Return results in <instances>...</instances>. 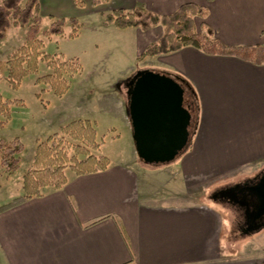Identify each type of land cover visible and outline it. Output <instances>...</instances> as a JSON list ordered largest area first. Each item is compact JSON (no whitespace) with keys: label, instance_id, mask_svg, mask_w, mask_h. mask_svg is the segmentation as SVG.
Masks as SVG:
<instances>
[{"label":"crops","instance_id":"1","mask_svg":"<svg viewBox=\"0 0 264 264\" xmlns=\"http://www.w3.org/2000/svg\"><path fill=\"white\" fill-rule=\"evenodd\" d=\"M186 3L205 9L196 27L203 24L222 44L264 46V0H107L100 5L128 12L141 6L168 15ZM82 8L75 0H39L41 18L76 16ZM149 31H140L139 37ZM150 43L143 41L139 55ZM152 59H157L156 68L194 92L198 123L191 147L173 166L142 162L128 108L114 91L108 111L128 131L125 153L105 155L110 164L104 171L81 176L68 171L61 189L47 188L40 197L0 211V264H212L218 259L220 209L196 202L193 193L216 174L211 165L223 154L229 167L264 160V64L205 55L191 47ZM66 123L61 120L58 126ZM24 153L18 171L3 179L0 191L19 177Z\"/></svg>","mask_w":264,"mask_h":264},{"label":"rangeland","instance_id":"2","mask_svg":"<svg viewBox=\"0 0 264 264\" xmlns=\"http://www.w3.org/2000/svg\"><path fill=\"white\" fill-rule=\"evenodd\" d=\"M90 1L92 0L82 2L85 5L84 8L76 16H70L76 18L80 25L79 35L75 39L67 40L60 37L44 39L42 33L50 25L51 19L47 16L41 18L39 36L44 41V52L47 54L59 52L65 57H77L82 66L80 73L71 81V90L69 88L70 91L66 92L67 95L63 99H59L62 96L55 97L45 85L35 84L37 77L35 75L25 78L19 89L13 90L5 80V74H0V96L7 100H21L23 103L22 106L11 105V119L0 129V140L9 141L18 138L24 146L22 153L25 151L19 177L15 175L16 178L9 184L2 186L1 204L23 195L22 178L32 164L31 162L28 166V156L30 157L32 149L36 146V141L45 140L58 131L61 127L58 123L61 120L67 123L78 119L96 122L101 155L124 154L129 138L128 131L120 119L108 111V108H111L110 98L115 94L114 91L117 90L121 94L127 107L128 82L136 72L151 71L177 80L172 73L156 68L157 59L145 58L141 61L137 59L143 41L147 39L151 43L154 42L162 33L160 27L148 30V33H141V38L138 29L119 30L114 26L102 27L103 20L99 13L106 14L113 10L108 9L106 5L92 7ZM196 24L198 25V20ZM22 29L11 28L6 32L5 38L0 41V61L5 60L22 44L26 28ZM64 30L65 34H69L70 25L67 24ZM47 72L45 65L40 64L38 75H44ZM196 108L194 104L191 114L193 126L187 145L172 161L166 163L170 164L168 166H173L180 158L179 156L191 147L189 143L194 133V125L198 123ZM224 156L225 154L222 158ZM222 158H218L219 160L211 165L216 174L213 173L207 181L205 178L204 182L197 185L196 192L193 193L195 194L193 199L196 202L209 203L210 206L220 209L218 212L222 220L221 248L218 259H214L212 264H264V219L257 222L256 228L244 233L249 211L246 204H243L241 199L239 203L235 199L230 200L219 196V193L224 190L256 183L264 172V160H241L229 167L226 164L229 161ZM216 169L221 172L217 173ZM6 177L8 176L0 168V184ZM245 198L250 197L245 194Z\"/></svg>","mask_w":264,"mask_h":264},{"label":"trees","instance_id":"3","mask_svg":"<svg viewBox=\"0 0 264 264\" xmlns=\"http://www.w3.org/2000/svg\"><path fill=\"white\" fill-rule=\"evenodd\" d=\"M105 2L107 0H92L90 5L96 7ZM75 4L84 7L79 0H75ZM99 16L104 25H112L119 30L134 28L145 32L161 28V35L144 49L138 61L191 47L205 55L231 56L254 65L264 64V46H226L214 38L203 24L197 29L196 19H204L206 11L192 3L182 4L168 15H158L140 6L129 12L117 9L106 14L99 13ZM50 19V25L42 33L44 39L60 37L71 40L78 37L80 25L76 18ZM67 24L70 25L69 34H65L64 30ZM11 28H26V32L22 44L0 61V74H5L9 87L17 90L25 78L35 75V84L45 85L55 97L66 94L82 66L77 57L44 52V41L39 36V0H0V40L5 38ZM40 64H44L48 70L44 75H38ZM177 80L188 93L193 107V90L183 80ZM14 104L23 105L21 100H7L0 96V129L10 121V107ZM100 147L95 126L87 119L71 121L45 140L36 141L32 164L22 178L23 195L1 206L0 211L40 197L47 188L61 189L67 182L68 171L81 176L106 170L110 162L105 156L97 154ZM23 150V143L18 138L0 140V168L6 176L18 171Z\"/></svg>","mask_w":264,"mask_h":264},{"label":"water","instance_id":"4","mask_svg":"<svg viewBox=\"0 0 264 264\" xmlns=\"http://www.w3.org/2000/svg\"><path fill=\"white\" fill-rule=\"evenodd\" d=\"M128 116L139 159L150 165L172 161L186 145L192 129V106L185 89L176 80L141 71L128 92ZM254 199V219L264 217V172L253 185L224 190L219 196L234 200L238 193ZM257 227L247 222L244 233Z\"/></svg>","mask_w":264,"mask_h":264},{"label":"flooded vegetation","instance_id":"5","mask_svg":"<svg viewBox=\"0 0 264 264\" xmlns=\"http://www.w3.org/2000/svg\"><path fill=\"white\" fill-rule=\"evenodd\" d=\"M140 73L139 72H136L132 78H130L129 82H128V92L130 91L132 85H133V78L138 74ZM178 81V80H177ZM179 82V81H178ZM180 83V82H179ZM245 194L247 193H244V192H241V193H237L235 196H234V199L236 200V202H239L241 203V200L243 202V204H246L247 206V209H249L248 213H247V217H246V222H255L257 223L258 221H260L261 219H264V217H260L258 219H254L253 217V212H254V199L252 198H245ZM241 199V200H240Z\"/></svg>","mask_w":264,"mask_h":264}]
</instances>
